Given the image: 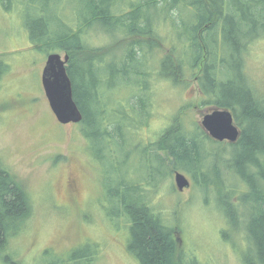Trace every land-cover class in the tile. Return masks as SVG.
<instances>
[{
	"label": "trees",
	"instance_id": "16d2710c",
	"mask_svg": "<svg viewBox=\"0 0 264 264\" xmlns=\"http://www.w3.org/2000/svg\"><path fill=\"white\" fill-rule=\"evenodd\" d=\"M62 1L57 0L53 13L48 10L51 4L42 7L40 16L26 26L35 47H45L47 55L57 49L69 56L66 70L83 116L75 124L85 139V157L87 150L94 151L97 162L103 165V159L114 154L109 144L126 136V127L137 128L133 126V113L144 117L134 131L146 129L155 97L149 84L153 78L173 85H187L185 77L194 78L201 104L228 109L240 130L236 142L221 144L218 151L226 156L230 152V158L208 160L213 153L202 149L206 140L212 139L200 123L183 124L181 119H185L189 105L185 104L171 114L155 140L143 145L137 143L138 139L132 141L146 161V170L142 174L141 167L127 161L117 164L112 178L115 186L105 194L111 206L107 220L114 230H120L123 223L121 235L127 251L138 264H200L196 256H189L182 251L183 246L179 249L177 245L182 227L173 221L179 217L168 218L161 200L153 199L157 193L154 188L171 170L164 152L172 162L173 174L179 171L191 177L194 187H202L209 195L213 190L218 206L230 210L226 213L220 209L229 227L227 235L242 232V263L264 264V88L254 80L246 63L249 45L264 39V0H71L82 8L77 14L69 12V21L59 14ZM180 26L179 41L165 43L171 27ZM35 27L41 30L40 35L34 32ZM96 27L107 34H121L118 55L109 45L93 46L89 37L85 38L88 30ZM160 47L166 51L158 57ZM225 50L238 57L239 65L228 63ZM91 53L97 55V61L84 63V56ZM106 55L112 58L110 64L103 59ZM151 65H156V72L151 73ZM7 67L0 61V78ZM125 165L127 168L122 169ZM108 173L100 166V185L103 176L108 179ZM72 176L67 174L66 188L69 198L78 204V182L76 187L67 184ZM170 187L177 190L174 184ZM32 208L24 185L0 165V252L9 250V237L25 228ZM96 256L92 251L84 255L83 251L70 259L74 264H91Z\"/></svg>",
	"mask_w": 264,
	"mask_h": 264
},
{
	"label": "rangeland",
	"instance_id": "374dc122",
	"mask_svg": "<svg viewBox=\"0 0 264 264\" xmlns=\"http://www.w3.org/2000/svg\"><path fill=\"white\" fill-rule=\"evenodd\" d=\"M67 2H61L64 6L59 14L69 21V12L77 14L81 5L69 0L68 6ZM56 3L57 0H0V61L9 66L0 78V165L24 185L33 207V215L25 228L9 237V250L0 252V264H74L70 259L72 254L91 248L94 246L91 242L103 246L96 247L97 258L91 264H138L126 249V241L121 235L123 223H120L121 231L114 230L113 224L107 220L111 206L105 201V194L109 187L115 186L112 180L114 170H117V164L127 161L129 165L141 167L143 174L146 161L132 146V141L138 139L139 142H136L143 145L146 141L155 140L168 125L171 114L182 105L189 104L185 108V119H181L184 125L199 123L205 110L213 105L201 104L202 98L194 78L185 77L187 85H173L162 78H153L149 83L155 96L152 99L153 115L145 125L146 129L134 131L144 117L142 114L136 116L138 112L133 113V126L137 128L126 127V136L109 144L114 154L104 158L103 165L97 162L94 151L87 150L85 157L83 149L86 143L79 134V125L59 124L50 109L41 84L48 50L35 47L29 40L26 26L38 18L40 9L48 4H51L48 10L53 13ZM181 28L171 27L165 43H177V33ZM40 31L35 27L34 32L40 35ZM88 31L85 38L89 37L93 46L109 45L113 54H119V32L111 35L98 27ZM177 49L180 53L182 48L179 45ZM50 51L62 56L66 54L63 50ZM165 51L166 48L160 47L156 56L161 57ZM96 56L88 54L83 62L92 60L94 63ZM224 57L228 58L231 66L239 65L238 57L231 50H225ZM103 59L108 64L112 62L110 55L103 56ZM246 63L254 80L264 88V39H257L249 45ZM149 70L156 72V65H151ZM120 79L118 77V81ZM104 85L106 83H102ZM212 140L203 144V152L213 153L208 160L214 161L218 156L230 158V152L227 156L218 154L221 144L227 142ZM162 154L171 170H167L164 179L154 188L157 193L153 199L161 200L168 218L179 217V220L173 221L180 222L182 227L178 232L179 249L183 246L182 251L196 256L200 264H243L245 240L242 232L237 231L232 236L225 232L229 227L221 210L226 213L230 210L219 207L217 195L212 189V195H209L202 187L195 188L190 176L191 186L188 189L173 191L170 187L174 184L172 162L164 152ZM126 165L122 169L127 168ZM100 166L109 171L106 174L108 179L103 176L100 180L101 185ZM69 173H73L78 182V204L69 198L66 188ZM176 202H179L177 206ZM88 237L91 242L83 245ZM80 264H85V261Z\"/></svg>",
	"mask_w": 264,
	"mask_h": 264
},
{
	"label": "water",
	"instance_id": "95a60500",
	"mask_svg": "<svg viewBox=\"0 0 264 264\" xmlns=\"http://www.w3.org/2000/svg\"><path fill=\"white\" fill-rule=\"evenodd\" d=\"M68 54L52 52L47 55L42 69L41 83L51 111L61 124L79 123L83 116L73 98L72 82L67 74ZM207 135L219 142L234 143L240 136V130L234 123L228 109L216 106L205 110L199 121ZM174 185L177 191L190 187V180L179 171H174Z\"/></svg>",
	"mask_w": 264,
	"mask_h": 264
},
{
	"label": "flooded vegetation",
	"instance_id": "af4514ba",
	"mask_svg": "<svg viewBox=\"0 0 264 264\" xmlns=\"http://www.w3.org/2000/svg\"><path fill=\"white\" fill-rule=\"evenodd\" d=\"M211 107H213V106H211ZM68 185H70V186H73V187H76L77 186V180H76V177L75 176H72V177H70V178H68V183H67ZM190 186H191V184H190ZM188 189V188H187ZM185 190V189H184ZM77 191H78V189H77ZM89 239H91V238H87V239H85L84 241H83V245H86L87 244V242L89 241ZM90 242V241H89ZM92 244H94V246H92L91 248H89V249H85L84 250V255L86 254V252L87 251H92V252H94V256H96L97 255V253H96V247H97V249H98V247L100 246H102V244L101 245H97L96 244V242H93ZM99 247V248H100ZM103 247V246H102ZM103 252V251H102ZM102 255V253H100V256ZM97 257V256H96Z\"/></svg>",
	"mask_w": 264,
	"mask_h": 264
}]
</instances>
